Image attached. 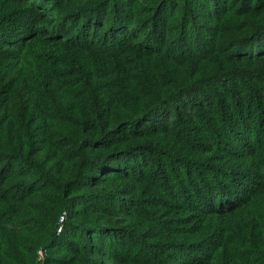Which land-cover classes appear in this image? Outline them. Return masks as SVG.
Returning <instances> with one entry per match:
<instances>
[{"label": "trees", "instance_id": "16d2710c", "mask_svg": "<svg viewBox=\"0 0 264 264\" xmlns=\"http://www.w3.org/2000/svg\"><path fill=\"white\" fill-rule=\"evenodd\" d=\"M0 264H264V0H0Z\"/></svg>", "mask_w": 264, "mask_h": 264}, {"label": "rangeland", "instance_id": "374dc122", "mask_svg": "<svg viewBox=\"0 0 264 264\" xmlns=\"http://www.w3.org/2000/svg\"><path fill=\"white\" fill-rule=\"evenodd\" d=\"M93 24H94V22H93ZM63 241H64V240H61V239L58 241L59 246H60V245H64V244H63ZM39 256H40V259H41V260H44V259L46 258V252H45V251H41V252H39Z\"/></svg>", "mask_w": 264, "mask_h": 264}]
</instances>
